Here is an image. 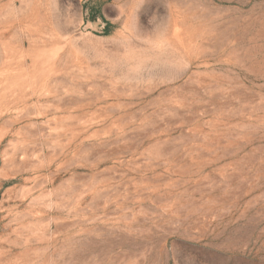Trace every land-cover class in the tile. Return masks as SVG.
Returning a JSON list of instances; mask_svg holds the SVG:
<instances>
[{"label": "rangeland", "instance_id": "374dc122", "mask_svg": "<svg viewBox=\"0 0 264 264\" xmlns=\"http://www.w3.org/2000/svg\"><path fill=\"white\" fill-rule=\"evenodd\" d=\"M0 264H264V0H0Z\"/></svg>", "mask_w": 264, "mask_h": 264}]
</instances>
